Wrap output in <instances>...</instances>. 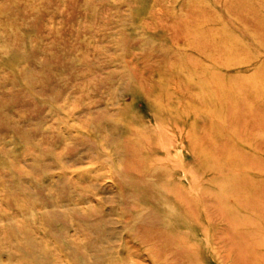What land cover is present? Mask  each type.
I'll list each match as a JSON object with an SVG mask.
<instances>
[{
  "label": "rangeland",
  "instance_id": "obj_1",
  "mask_svg": "<svg viewBox=\"0 0 264 264\" xmlns=\"http://www.w3.org/2000/svg\"><path fill=\"white\" fill-rule=\"evenodd\" d=\"M89 208L135 264H264V0H0V264L74 262Z\"/></svg>",
  "mask_w": 264,
  "mask_h": 264
},
{
  "label": "bare ground",
  "instance_id": "obj_2",
  "mask_svg": "<svg viewBox=\"0 0 264 264\" xmlns=\"http://www.w3.org/2000/svg\"><path fill=\"white\" fill-rule=\"evenodd\" d=\"M130 143H133V142L130 141ZM89 147H90V150H89L90 152H88V155H87L88 158L90 159L96 158V160H99L98 158H100L99 156L102 155L104 149H102L101 146H99L95 142H92V144ZM112 156H114V154ZM102 162L105 163L106 162L105 159H103ZM110 169L113 170L117 175L119 172H121L123 168L122 166H119L118 164L117 166H114V165L112 166L110 164ZM174 169H175L174 167H171L168 172L169 176H168V180L166 184L167 187H170V185H174L176 181L178 180V177H175L174 175H172L174 174L173 172ZM146 172H149V171L146 170ZM139 175L140 177L142 176V178L139 177V179H135V178L132 179L130 177V172H127L126 177L122 178V183H121L122 188L121 190H119V194L117 198V205L124 210H125V207H127V205H129V203L132 200H134L135 194L133 193V189L135 187L133 186L132 183L139 184L144 179H146L143 177L144 174H139ZM66 180L63 182V186H66V188L64 189V192H67V195H68L69 192L67 191V189H69L71 185L73 186L74 183L69 182V179H66ZM100 180H103V178H100ZM75 188L77 190L80 189L81 193H78V194L76 193L77 194L76 198H73L71 203L74 206L78 204H86L88 200H90L86 195H84L86 193V189H85L86 187L83 188L78 184V186H75ZM40 189H41V185L38 184L37 190L39 191ZM147 193L149 194L151 192H147ZM72 194H73V191L71 192V195ZM135 196H136L135 199L138 198L137 195ZM141 197H143L142 193H140V198ZM169 198L170 199H167V197L165 196L164 197L160 196L158 198L149 197L147 202L148 203L152 202L156 204L157 203L166 204V202H170L171 204V203H175L178 197H177V194H175L174 196L169 195ZM140 208L138 211H135V212H132V211L127 212L128 214L127 222L124 223L122 226L124 230H127V231L129 229L133 230L135 226L141 229V228H144L146 225H150V226H153V228L157 229L156 232L161 233V230L167 227L166 224H167V221H169V218L167 216L157 213L155 211L148 210L145 206L140 205ZM110 211H111L110 213L111 215L112 213H116L114 212V209H111ZM71 212H72V215L76 217V219H79L78 222L76 223L75 231H77L78 233L79 232L84 233V232H88V230H92L96 234V237L93 239V241L85 238L84 236L82 242H78L77 240L70 239L69 241H67L66 244L64 243L65 248L67 247V250L73 253L74 258L76 259L74 262H70L69 264H108V263L109 264H135L130 259V257H133V255L131 254V250H128V252H126L127 254L125 253L126 256L123 255L124 254L123 250L120 248L122 247V245L116 244L119 238V234L115 233L114 228H108V222L106 221L105 216H103L102 212L99 209L89 208L88 210H84L83 212L82 211L77 212L76 210H72ZM172 215L175 216L174 214ZM66 230L67 228L65 229V231ZM147 230H149V228ZM170 231L174 232L176 231V228L172 226ZM149 244H150V247H152L153 249L158 248L157 250H159V248H163V246H168L165 237L164 238L161 237V244L156 241L151 242ZM128 258L129 260H127Z\"/></svg>",
  "mask_w": 264,
  "mask_h": 264
}]
</instances>
